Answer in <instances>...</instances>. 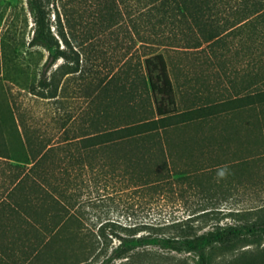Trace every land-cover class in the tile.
Instances as JSON below:
<instances>
[{
    "label": "trees",
    "instance_id": "obj_1",
    "mask_svg": "<svg viewBox=\"0 0 264 264\" xmlns=\"http://www.w3.org/2000/svg\"><path fill=\"white\" fill-rule=\"evenodd\" d=\"M26 4L34 24L28 45L47 56L37 84L27 81L19 66L15 67L21 77L11 82L61 104L62 80L78 74L87 84L85 92L90 90L86 93L90 110L81 115L77 134L70 135L71 126L63 127L61 139L50 144L25 126L20 131L13 105L0 97V126L9 153L0 154V264H166L140 257L138 249L148 245L160 250L155 252L159 259L183 253L193 255L194 264H213L217 255L261 245L264 206L246 210L221 206L239 188L264 183L249 176L255 171L251 167L264 166V152L256 158L229 152L231 137L225 132L244 111L250 112L252 124H264V0H26ZM122 12L130 38L148 51L134 54L130 48L120 69L101 74L94 62L104 60V55L97 52L93 34L87 31L78 37L67 28L85 16L103 31L117 24ZM247 44L258 51L254 60L258 69L249 83L252 91L210 99L183 111L176 108L165 55L150 49H207L218 61L225 56L220 50ZM15 51L13 43L3 41L5 81L10 80L8 63L15 59ZM58 60L61 63L49 73ZM221 169L224 177L218 176ZM88 181L121 192L144 191L150 199L176 190L180 197L194 199L196 208L171 223L100 218L89 223L81 202ZM143 231L147 233L140 234Z\"/></svg>",
    "mask_w": 264,
    "mask_h": 264
},
{
    "label": "rangeland",
    "instance_id": "obj_2",
    "mask_svg": "<svg viewBox=\"0 0 264 264\" xmlns=\"http://www.w3.org/2000/svg\"><path fill=\"white\" fill-rule=\"evenodd\" d=\"M49 9L52 10V4ZM53 15L51 11V21L54 19ZM73 24L72 27L67 28V31L70 29L78 37L87 31L93 34L97 52L104 55V60L94 62V68L101 74H106L110 68H114V71L120 69L124 62V55L130 48L134 54L148 51L139 42L135 43L130 38V28L123 12L117 24L113 23L103 31H100L96 22L90 17L84 16L82 20ZM33 26L26 0H0V97H7L13 105L15 116L19 120L20 131L22 126H25L30 133L36 131L43 136L45 142L54 144L61 139L63 127L71 126L70 135L78 133L81 115L90 110L87 108L90 98L86 94L90 90L85 92L87 84L79 78L78 74L64 78L61 83L63 87L60 94L61 104H56L53 100L33 96L11 82L12 79L21 77L15 66L24 69L27 73L25 77L27 81H34L37 84L40 78L47 52L41 48L29 47ZM51 30L53 31V28ZM53 33L55 34L56 31ZM3 41L13 43L16 48L15 53L12 54L15 59L12 58L8 63L7 72L10 79L8 81L3 79ZM59 44L60 48L64 47L61 40ZM76 49L75 47L74 50ZM150 49L164 54L168 61L178 111L200 105L210 99H228L237 94L252 91L249 83L258 69L257 62L254 61L258 51L251 44L236 45L229 51L220 50L219 53H224L225 56L219 57L218 61L207 49L178 50L161 46ZM60 63L61 60H58L49 73L54 71ZM249 113L244 111L243 114H236L233 122L225 128V132L231 137L229 152L236 151L241 157L251 154L256 158L258 154L264 152V144H262L264 143V124L261 126L252 124L253 120L249 117ZM0 154L3 156L9 154L6 136L1 126ZM251 168L250 171L255 170L249 175L251 179L257 176V181H264V166ZM81 202L85 216L90 220L89 223H96L99 218L112 219L121 223L143 224L164 221L171 223L187 218L196 208L194 199L188 196L180 197L176 190L169 196L150 199L146 197L144 191L121 192L112 186L102 188L91 181L86 182L82 188ZM231 206L242 210L264 206V183L261 185L257 182V185L247 189L239 188L221 208ZM143 233L147 231L140 234ZM138 251L142 252L141 258H151L150 261L159 263L164 261L166 264H194L196 260L193 255L183 253L165 254L166 258L159 259L155 252L160 250L151 245L139 248ZM213 264H264V240L261 245L250 244L234 252L217 255L214 257Z\"/></svg>",
    "mask_w": 264,
    "mask_h": 264
},
{
    "label": "clouds",
    "instance_id": "obj_3",
    "mask_svg": "<svg viewBox=\"0 0 264 264\" xmlns=\"http://www.w3.org/2000/svg\"><path fill=\"white\" fill-rule=\"evenodd\" d=\"M218 176H220V177H224V176H225V170H224V169H221V170L218 172Z\"/></svg>",
    "mask_w": 264,
    "mask_h": 264
}]
</instances>
